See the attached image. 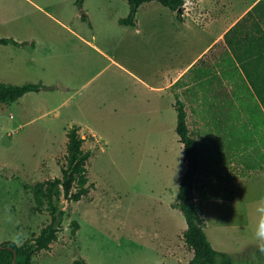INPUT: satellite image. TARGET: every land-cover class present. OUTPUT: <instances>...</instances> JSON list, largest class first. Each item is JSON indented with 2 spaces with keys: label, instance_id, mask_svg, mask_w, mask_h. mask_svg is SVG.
<instances>
[{
  "label": "rangeland",
  "instance_id": "rangeland-1",
  "mask_svg": "<svg viewBox=\"0 0 264 264\" xmlns=\"http://www.w3.org/2000/svg\"><path fill=\"white\" fill-rule=\"evenodd\" d=\"M249 6L264 22V0H186L185 9L194 14L199 7L207 18L242 9L238 17ZM129 10L128 0H0V35L28 41L0 43V79L51 86L0 102V243L33 239L50 222L47 204L39 206L32 187L62 175L71 126L80 125L84 147L92 151L90 192L62 200L64 227L51 248L34 255L37 264H75L80 257L90 264H188L194 255L184 238L186 217L174 203L187 167L184 149L172 135L167 142L155 126L143 125L139 105L122 109L127 84L136 86L105 54L135 68L141 44L120 22ZM222 50L219 45L208 54L215 69ZM224 90L209 95L217 100ZM252 120V131L264 129V112H253ZM223 125L209 126V134L193 127L201 149L196 193L213 245L252 260L264 215V160L253 148L248 157L229 156L232 142ZM204 135L216 140L208 146ZM247 159L261 164L248 168ZM219 195L225 199H215ZM74 219L80 222L75 234Z\"/></svg>",
  "mask_w": 264,
  "mask_h": 264
},
{
  "label": "trees",
  "instance_id": "trees-1",
  "mask_svg": "<svg viewBox=\"0 0 264 264\" xmlns=\"http://www.w3.org/2000/svg\"><path fill=\"white\" fill-rule=\"evenodd\" d=\"M82 5L83 0H79ZM130 10L126 16L120 18V22L126 25H138V11L141 4L152 0H128ZM177 11L179 19H185L186 0H157ZM83 18L86 14L82 15ZM226 58L229 68L223 72L237 73V87L239 99L238 111L231 112L225 107L220 113L228 118L225 120L224 134L226 142L231 143L229 150L233 152L228 155L245 154L249 150L257 153L263 158L264 151L260 146L264 144V129L259 124L256 131H252L254 120L253 112L259 115V110L264 112V24L254 10L249 9L225 32ZM0 43L15 45L27 44L28 41H19L13 36L0 35ZM31 44H36L32 41ZM206 77L201 79L202 96L205 104L211 100L209 95L210 87L213 85L216 73L205 69ZM51 87L44 82L12 83L0 79V102H14L29 91L41 90ZM234 96L236 91H234ZM215 95V94H213ZM216 96V95H215ZM176 109L178 115L177 133L180 141L184 144L187 167L181 176L179 192L175 207H179L184 213L187 221V228L184 232L186 242L193 248L194 255L188 264H264V250L257 247L250 257L238 259V253L229 252L216 248L206 230V218L204 216V204L196 199L195 183L200 164V149L196 137L191 133L188 121L185 101L176 94ZM235 99V98H234ZM238 113V120L236 114ZM233 115V116H232ZM233 117L232 120H230ZM256 120V118H255ZM256 122V121H255ZM66 160L62 166V175L39 182L32 187L35 200L40 205L47 204L51 213V220L33 239L22 243L14 240H5L0 243V264H12L15 253L17 259L15 264H37L33 257L41 249L51 248L52 242L59 238V232L63 229V221L67 210L63 207L62 200L78 201L90 192V175L88 161L91 157V149L84 147L86 137L80 132V125L74 124L68 131ZM260 141V142H259ZM234 157V156H233ZM255 159L254 157H252ZM243 159V158H242ZM246 163V166L256 167L261 161ZM264 163V161L262 162ZM243 175H250L243 173ZM234 197L232 196L231 199ZM73 233L80 227L78 219L72 221ZM246 255V254H245ZM75 264H90L86 258L76 259Z\"/></svg>",
  "mask_w": 264,
  "mask_h": 264
},
{
  "label": "crops",
  "instance_id": "crops-1",
  "mask_svg": "<svg viewBox=\"0 0 264 264\" xmlns=\"http://www.w3.org/2000/svg\"><path fill=\"white\" fill-rule=\"evenodd\" d=\"M155 1L157 0L141 4L137 14L138 25H127L126 27V30L132 33L141 44L136 53L135 68L121 63L107 52L105 54L112 62L115 61L124 67L136 86L133 89L127 84L121 101L122 109L128 111L132 110L134 105H139L138 113L142 116L141 123L143 125L155 126L156 132L163 134V137L167 138V142L171 138L174 141L177 139L180 148L184 149L179 134L177 133L178 137L176 135L178 121L176 94L178 93L185 101L188 125L195 137L193 127L199 126L201 127L198 128L199 131L202 130L209 134L212 131L209 126L222 124V120L228 119L220 113L225 105L231 112L238 111L239 88H236L238 72L234 74L223 72L224 69L229 68V64L224 59L227 57L224 35L249 9H254L249 6L238 17L236 14L242 9L233 14L225 12L219 17L209 16L207 18L208 13L198 7L194 10V14L185 9V19L182 20L177 16V11L168 6L157 8ZM197 3L199 4L200 1ZM168 12L173 14L172 19L167 16ZM186 13L189 15L187 16ZM202 14H206V16L203 17ZM37 45L36 42L35 46L37 47ZM219 45L223 47V50L218 54V59H215V69L210 65L207 57ZM205 69L214 71L217 75L210 87V90L213 89V94L216 96L221 94L219 90L223 91L224 85L227 86L219 99L211 97L208 104H205L200 85L201 79L206 77ZM216 79L219 80V84L216 83ZM234 91H236L235 96ZM236 115L238 120V113ZM232 119L233 117L230 120ZM136 124L140 125L139 118ZM170 135H172L171 138ZM205 137L208 146L216 140L214 136L206 135ZM196 139L200 149L198 138L196 137ZM196 183L195 194L196 199H199L200 196H197L196 193ZM239 196L240 193L233 199H238ZM215 199L225 198L219 195Z\"/></svg>",
  "mask_w": 264,
  "mask_h": 264
},
{
  "label": "clouds",
  "instance_id": "clouds-1",
  "mask_svg": "<svg viewBox=\"0 0 264 264\" xmlns=\"http://www.w3.org/2000/svg\"><path fill=\"white\" fill-rule=\"evenodd\" d=\"M264 212V208L259 209ZM255 238L260 243L261 250H264V215H261L257 228L255 229Z\"/></svg>",
  "mask_w": 264,
  "mask_h": 264
},
{
  "label": "water",
  "instance_id": "water-1",
  "mask_svg": "<svg viewBox=\"0 0 264 264\" xmlns=\"http://www.w3.org/2000/svg\"><path fill=\"white\" fill-rule=\"evenodd\" d=\"M16 259H17V253H15V256H14V259H13V261H12V264H15Z\"/></svg>",
  "mask_w": 264,
  "mask_h": 264
}]
</instances>
